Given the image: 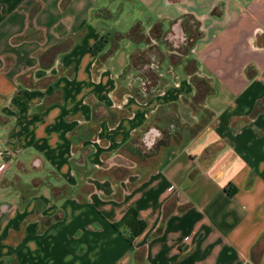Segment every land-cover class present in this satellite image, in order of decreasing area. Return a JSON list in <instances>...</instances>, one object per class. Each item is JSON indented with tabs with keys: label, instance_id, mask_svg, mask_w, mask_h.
Wrapping results in <instances>:
<instances>
[{
	"label": "crops",
	"instance_id": "0c3cea01",
	"mask_svg": "<svg viewBox=\"0 0 264 264\" xmlns=\"http://www.w3.org/2000/svg\"><path fill=\"white\" fill-rule=\"evenodd\" d=\"M1 150L0 264H264V0H0Z\"/></svg>",
	"mask_w": 264,
	"mask_h": 264
},
{
	"label": "trees",
	"instance_id": "16d2710c",
	"mask_svg": "<svg viewBox=\"0 0 264 264\" xmlns=\"http://www.w3.org/2000/svg\"><path fill=\"white\" fill-rule=\"evenodd\" d=\"M105 39L99 38L91 45V53L95 54L98 52L104 45ZM113 228L122 232L126 239L131 242V240L140 234L144 229V222L138 218L137 211L130 207L128 208L120 219L112 224Z\"/></svg>",
	"mask_w": 264,
	"mask_h": 264
},
{
	"label": "built area",
	"instance_id": "2783aa9c",
	"mask_svg": "<svg viewBox=\"0 0 264 264\" xmlns=\"http://www.w3.org/2000/svg\"><path fill=\"white\" fill-rule=\"evenodd\" d=\"M16 152L14 151H8V150H1L0 151V158H2L3 156H5L6 154H15ZM4 167V162H0V170ZM189 238V236H185L184 240H187Z\"/></svg>",
	"mask_w": 264,
	"mask_h": 264
},
{
	"label": "rangeland",
	"instance_id": "374dc122",
	"mask_svg": "<svg viewBox=\"0 0 264 264\" xmlns=\"http://www.w3.org/2000/svg\"><path fill=\"white\" fill-rule=\"evenodd\" d=\"M140 78H141V75L140 74L139 75L135 74V80L140 81L141 80Z\"/></svg>",
	"mask_w": 264,
	"mask_h": 264
}]
</instances>
